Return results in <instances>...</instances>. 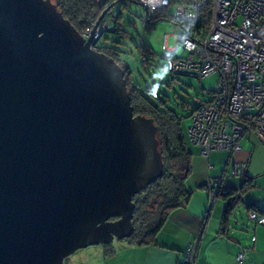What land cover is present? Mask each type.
Here are the masks:
<instances>
[{
	"label": "water",
	"instance_id": "1",
	"mask_svg": "<svg viewBox=\"0 0 264 264\" xmlns=\"http://www.w3.org/2000/svg\"><path fill=\"white\" fill-rule=\"evenodd\" d=\"M114 6L85 37L51 0H0V264H64L127 240L133 198L162 176L129 65L94 48Z\"/></svg>",
	"mask_w": 264,
	"mask_h": 264
},
{
	"label": "built area",
	"instance_id": "2",
	"mask_svg": "<svg viewBox=\"0 0 264 264\" xmlns=\"http://www.w3.org/2000/svg\"><path fill=\"white\" fill-rule=\"evenodd\" d=\"M95 1L104 3L106 0ZM171 1L113 0L112 4L136 3L146 10L147 17H156L170 8ZM211 2L210 22L203 34L191 30L195 14L188 13L185 6H177L172 19L183 30L177 37L179 52L177 48L168 50L167 36L162 45L167 70L172 74L200 79L211 75L218 77L212 102L193 112L192 124L187 131L191 142L202 148L204 156L211 151L239 152L238 141L250 130L264 144V0ZM113 17L114 14H110L107 23L98 31L110 30ZM89 33L82 35L87 37ZM140 59L145 65L144 59ZM245 164L234 163L231 176L241 177ZM207 188L213 200L220 191H228L217 181L210 182ZM249 219L264 227V217L250 214ZM196 250V242L188 246L184 264H195ZM242 259L243 253H240L237 261Z\"/></svg>",
	"mask_w": 264,
	"mask_h": 264
},
{
	"label": "trees",
	"instance_id": "3",
	"mask_svg": "<svg viewBox=\"0 0 264 264\" xmlns=\"http://www.w3.org/2000/svg\"><path fill=\"white\" fill-rule=\"evenodd\" d=\"M51 1L57 7L58 11L61 12L64 19L68 20L75 30L81 35L91 31L102 11L113 2V0H106L101 5L95 0ZM121 5L127 6L128 4L122 3ZM180 5L185 6L188 13L195 14L196 16L195 21H193V24L190 26L191 30L197 34L205 33L212 13L211 0H172L170 4V8H173L172 15H174L176 7ZM170 8L159 16H148L144 19L150 26H153L160 20H168L176 26V40L179 41L177 39L178 34L183 30L180 24L173 21L172 15L169 14ZM112 10L113 8L110 12ZM120 12L121 11H118V18H116V20L114 18V21L111 22L110 31L112 34L124 39L126 34L121 30L119 24ZM109 18L110 14L107 13L102 19L100 26L107 23ZM103 35H105V33H103L102 36ZM94 48L97 52L104 54L106 57L114 60L118 64L123 63L119 56V50L104 46L98 47L97 44ZM137 50L140 57L146 62L144 68L148 69L150 67L151 71L154 73L156 58L154 57L152 49L142 45L137 47ZM162 60L165 62V72L174 76V74L167 70L166 59L163 56ZM209 77H216L218 82L217 76L211 75ZM124 80L130 97V105L134 116H143L151 119L154 126L157 128L156 139L158 142V151L162 160V176L155 183L146 187L141 193L133 198V234L130 238L121 242L135 245H155L156 236L163 229L170 215L175 210L182 208L192 194V191H190L186 185V181L192 173V152L188 146L186 135L181 128V121L183 118L177 114L176 110L171 106L168 98L160 92L155 91L153 87L145 81L144 77L141 76V79L134 78L130 68L129 71L125 72ZM215 90L216 88L210 91L209 99L207 101L200 102L192 110V113L202 105L210 104ZM188 106L193 108V105L183 102V109L186 110V107ZM192 113L190 114V117H192ZM251 133H254L253 130H250L243 136L241 135L240 139L244 136H250ZM225 152L235 154L230 151ZM245 165L246 169L241 177L232 176L234 178L243 179L240 189L236 191L228 190V193L225 194L221 193V191L219 192V195L222 196L226 202H228L230 198L235 197L233 202H230L229 205L226 204V210L224 213L225 220L227 215H231L234 212L237 203L243 198L244 194L257 187L256 179L246 173L247 162ZM217 184L222 187L221 180H217ZM246 206L248 219L250 214H255L257 217H264V209L256 206L253 201H249ZM249 221L253 224L260 225L250 219ZM101 247L104 249L105 256L108 257L113 255L114 247L112 245ZM179 264H184V257Z\"/></svg>",
	"mask_w": 264,
	"mask_h": 264
},
{
	"label": "crops",
	"instance_id": "4",
	"mask_svg": "<svg viewBox=\"0 0 264 264\" xmlns=\"http://www.w3.org/2000/svg\"><path fill=\"white\" fill-rule=\"evenodd\" d=\"M186 139L192 152V173L186 185L192 194L182 208L170 215L156 236V244L120 243L113 246L114 253L108 257L104 249L98 247L93 252L74 256L67 264H179L194 242L197 243L195 264H264V227L251 223L246 213L249 201L264 209V200L247 198L246 193L225 220L227 202L219 193L214 200L210 198L207 188L210 182L221 180L226 190L240 189L243 179L232 177L231 167L250 160L247 153L242 152L241 139L239 152L211 151L207 156L187 135ZM246 173L253 177L248 172V164ZM239 253H243L241 262L237 261Z\"/></svg>",
	"mask_w": 264,
	"mask_h": 264
},
{
	"label": "rangeland",
	"instance_id": "5",
	"mask_svg": "<svg viewBox=\"0 0 264 264\" xmlns=\"http://www.w3.org/2000/svg\"><path fill=\"white\" fill-rule=\"evenodd\" d=\"M99 4L102 5L103 3ZM118 11H121L119 24L121 30L126 34V37L122 39L112 33H107L101 37L97 46L110 47L119 50L120 59L123 63L129 65L134 78L141 79V76L144 77L145 81L149 83L155 91L165 95L170 101L171 106L176 110L177 114L183 118L181 121V128L188 136L187 131L192 124L190 114L200 102L209 99V92L216 88L217 78L209 77L197 79L191 76H172L167 74L165 72V62L162 60V45L164 37L167 36L168 50L173 51L177 48V52H179L176 40V26L168 20H160L153 26L148 25L144 19V8L138 4L129 3L127 6L119 4L113 7V10L111 12L109 11L108 14H114L113 18L116 20V18H118ZM169 14H173V8H170ZM142 45L149 47L154 53V57L156 58L155 74L151 71L150 67L145 69L144 66L146 63L144 65L140 61V54L137 47ZM183 102L193 105V108L188 106L186 107V110L183 109ZM241 145L242 152L247 153L248 158H250V160H246L248 164V172L256 178L257 184L255 189H251L246 195H244L250 199L253 198L254 200L263 201L264 144L254 133H251L249 140H247L245 136L241 138ZM239 207H241L240 204ZM243 209L244 205L242 203V210ZM120 243L122 242L114 240L111 245L115 246ZM98 247L101 246H92L76 251L64 260V264L73 260V258H75L74 256H78L86 251L93 252L95 248Z\"/></svg>",
	"mask_w": 264,
	"mask_h": 264
},
{
	"label": "flooded vegetation",
	"instance_id": "6",
	"mask_svg": "<svg viewBox=\"0 0 264 264\" xmlns=\"http://www.w3.org/2000/svg\"><path fill=\"white\" fill-rule=\"evenodd\" d=\"M222 188V187H221ZM223 189H225V188H223Z\"/></svg>",
	"mask_w": 264,
	"mask_h": 264
}]
</instances>
